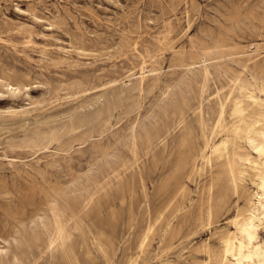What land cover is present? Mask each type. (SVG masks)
Segmentation results:
<instances>
[{"label":"rangeland","instance_id":"374dc122","mask_svg":"<svg viewBox=\"0 0 264 264\" xmlns=\"http://www.w3.org/2000/svg\"><path fill=\"white\" fill-rule=\"evenodd\" d=\"M205 50L204 83L180 56ZM237 74H264V0H0V77L19 87L0 85V264H69L46 247L51 195L81 208L72 264H202L245 194L225 186L208 218L209 168L190 175L203 143L196 107L209 129L216 92Z\"/></svg>","mask_w":264,"mask_h":264},{"label":"bare ground","instance_id":"6f19581e","mask_svg":"<svg viewBox=\"0 0 264 264\" xmlns=\"http://www.w3.org/2000/svg\"><path fill=\"white\" fill-rule=\"evenodd\" d=\"M217 49L216 51L219 50ZM258 49L259 45L255 44L253 52ZM210 51L205 50L200 57L198 54L181 55L180 65L191 71L196 63H199L205 83L210 74L209 67L213 65L208 57ZM218 52L219 56H222V51ZM250 54H246L248 61L252 59ZM246 65H243L244 69ZM146 76V72L141 71L136 77L138 84H142ZM0 85L5 86L10 92L19 90L18 85L2 77ZM214 98L216 107L212 111L213 119L211 118L209 129L206 124L208 112L202 101L196 107L203 143L199 151L192 155L190 175L196 170L209 168L211 174L204 201L208 218L215 210L219 211L225 205V186H229L234 193L245 194V197L243 205L237 207L235 213L227 220L232 229L220 232L217 248L212 250L208 244H203L202 250L207 258L202 264H264V239L260 235V230L264 226V74L260 78L251 79L237 74L231 79L227 90L217 91ZM176 121L179 127L183 128L186 125L183 111H179ZM189 134L190 131L182 137V143ZM183 163L186 162L183 160L181 164ZM214 167H218L216 172H212ZM246 181L253 185L251 190L246 187ZM185 191L186 185L180 182L176 185L174 194L180 196ZM217 193H220L219 196H216ZM92 200L93 196H88L83 206L89 205ZM47 204L52 216V231L46 247L51 251L60 250L62 257L72 264L74 258L70 244L72 227L70 221L74 227H80L81 208L75 209L68 201L60 202L58 197L53 195L48 198ZM154 228L155 222L148 224L138 245L140 251L144 249ZM97 247L103 252L100 243H97ZM34 261L33 258L14 257L12 262L34 264ZM129 264H137V260Z\"/></svg>","mask_w":264,"mask_h":264}]
</instances>
